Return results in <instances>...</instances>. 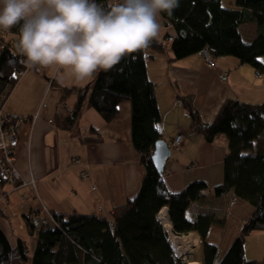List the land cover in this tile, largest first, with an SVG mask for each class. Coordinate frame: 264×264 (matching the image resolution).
<instances>
[{"label":"crops","instance_id":"1","mask_svg":"<svg viewBox=\"0 0 264 264\" xmlns=\"http://www.w3.org/2000/svg\"><path fill=\"white\" fill-rule=\"evenodd\" d=\"M221 2L234 5L233 0ZM158 21L161 27L155 40L162 42L164 48L157 51L149 47L145 62L147 76L155 84L160 112L155 128L171 149L162 179L171 192L180 191L193 181L206 183L201 198L191 201L185 214L189 220L201 213L213 215L206 239L218 249L232 216L234 222L224 239L225 248L247 218L231 212L238 202L232 189L219 196L214 194V187L223 180L227 138L218 134L213 141H206L195 131L185 102L189 99L206 123L214 119L227 100L259 104L264 101V68L242 63L232 55L217 56L210 66L201 51L176 59L170 47L175 30L162 15ZM242 24L238 29L243 38ZM0 34L4 47L12 45L10 50L20 53L16 47L19 33L0 29ZM250 35L247 42L255 36ZM260 61L264 65V55ZM30 69L18 75L3 110L11 116L25 117L17 131L13 163L22 177L35 180V188L6 184L1 190L6 192V198L0 199V229L11 246L17 239H24L28 256L32 255L36 235L24 219L26 212L35 211L44 217L47 213L42 207H46L51 213L76 212L109 218L113 207L135 196L146 171L131 141L130 101H121L117 116L110 121L93 108L83 106L76 122L70 128H62L56 119L76 100V93L72 92L60 101L63 88H79L93 78L76 79L69 69L58 65ZM222 73L226 79H221ZM176 135L182 136L178 145L173 143ZM162 208L167 214V207ZM247 210H251L250 205H246ZM170 227L172 230L171 223ZM164 230L168 234L165 227ZM190 232L196 234L201 253L199 234ZM260 237H264V231H253L245 237L244 255L250 264H264V239L259 240ZM167 238L169 241V234Z\"/></svg>","mask_w":264,"mask_h":264},{"label":"trees","instance_id":"2","mask_svg":"<svg viewBox=\"0 0 264 264\" xmlns=\"http://www.w3.org/2000/svg\"><path fill=\"white\" fill-rule=\"evenodd\" d=\"M161 15L176 33L170 46L174 58L207 46L213 48L215 57L232 55L242 63L264 68L260 61L264 55V0H234L231 6L221 0H179L171 16ZM249 21L256 23L257 33L246 42L238 26ZM10 30L19 33V26ZM149 47L163 51L164 45L154 39ZM27 68L30 67L21 53L8 47L0 50V96L15 85L17 71ZM154 86L147 76L145 51L141 50L126 55L108 71H99L82 87L63 88L60 101L72 92L76 100L70 109L59 113L56 123L62 128L76 122L83 106L110 121L118 114V104L130 101L131 141L146 169L140 188L133 198L113 207L109 218L52 213L58 222L54 227L26 218L36 235L31 257L24 239H17L11 246L0 229V264H185L173 253L158 218L163 206L167 207L175 234H199L201 264H250L244 255L245 237L253 231H264V101L252 104L227 100L209 123L201 121L189 99L185 102L195 131L206 141H213L218 134L227 138L223 180L214 187V194L219 196L232 189L235 196L252 206L238 235L220 258L217 245L206 239L213 215L201 213L189 220L185 214L189 203L201 198L206 183L193 181L171 192L162 179L163 171H155L152 165L154 143L161 138L155 128L160 112Z\"/></svg>","mask_w":264,"mask_h":264},{"label":"clouds","instance_id":"3","mask_svg":"<svg viewBox=\"0 0 264 264\" xmlns=\"http://www.w3.org/2000/svg\"><path fill=\"white\" fill-rule=\"evenodd\" d=\"M178 7L179 0H0V29L19 26L16 47L28 67L58 65L84 80L128 54H147L158 17Z\"/></svg>","mask_w":264,"mask_h":264},{"label":"built area","instance_id":"4","mask_svg":"<svg viewBox=\"0 0 264 264\" xmlns=\"http://www.w3.org/2000/svg\"><path fill=\"white\" fill-rule=\"evenodd\" d=\"M4 43L2 40V36L0 34V50L2 49ZM5 46V45H4ZM12 48V45L9 46V49ZM201 54L204 57L206 63L210 66L215 64L213 56V48L204 47L201 50ZM23 70H18L17 75H20ZM257 75H259V71L257 70ZM221 79H226V74H221ZM3 95L0 96V186L2 183L7 182L10 184H16V182L20 179V175L14 166V150L17 143V131L19 126L25 117H11L4 115L2 113V103H3ZM181 135H176L173 139V143L178 145L181 141ZM26 218H30L31 215L29 213H25ZM51 218H54L51 212H47V215L43 217V222L47 223L51 221Z\"/></svg>","mask_w":264,"mask_h":264},{"label":"rangeland","instance_id":"5","mask_svg":"<svg viewBox=\"0 0 264 264\" xmlns=\"http://www.w3.org/2000/svg\"><path fill=\"white\" fill-rule=\"evenodd\" d=\"M234 1V0H233ZM231 4H228V6H230ZM243 26H241V32H242V35H243V40L244 41H246L247 39H249L250 37H251V35L250 34H254V35H256V33H257V26H256V23H254V22H251V21H249V22H244L243 24H242ZM245 27L247 28V30L245 29ZM247 42V41H246ZM3 48H5L4 47V45H3V47H2V49ZM30 70H34V68H32V69H30ZM17 77H20V76H18L17 75ZM14 88V86L12 87V88H10L9 89V91H8V93H7V97H8V95H10V92H11V89H13ZM51 89H54V88H51ZM6 93L4 94V91L2 92V94H4V96H3V108H4V104H5V101H6V99L4 100V97H5V95H6ZM51 95V94H50ZM2 96V95H1ZM50 97V96H49ZM14 152H15V150H14ZM17 171H18V169H17ZM19 172V171H18ZM19 175H20V179H21V182H16V184H17V187H27V186H29V184L31 185V182H32V180H33V178L32 177H29V178H24V177H22V175L20 174V172H19ZM10 184V183H9ZM12 185H14L15 186V184H12ZM31 187V186H30ZM6 198V193L5 194H0V199H5ZM237 200L236 201H238V202H235L234 203V205H233V207L231 208V212L233 213V214H245V215H243V216H245V218L248 216V214L250 213V211L252 210V206H251V204H248L249 202H247L246 200H244V199H241V198H236ZM246 205H250V207H251V210L250 211H246ZM27 213V212H26ZM53 215V214H52ZM54 217V216H53ZM158 218H159V220H160V223H161V219H160V217L158 216ZM24 219L26 220V222H27V219H26V214H24ZM168 220H169V218H168ZM35 221H37L38 223H40V224H48V225H50V226H58V222L54 219V218H51V221H48L47 223H44L43 222V219L41 218V217H38L36 220H34L33 222H35ZM170 221V220H169ZM233 222H234V219L232 218V216H230L229 217V219H228V222H227V226H226V231H225V236L223 237V239H222V244H221V246H220V252H219V255H220V258L225 254V252H226V250H227V248L229 247V245L227 246V247H225L224 248V243L227 241V240H225L224 241V239H225V237H226V235L228 236L229 235V231H230V229H231V226H232V224H233ZM162 224V223H161ZM163 226V225H162ZM164 228V227H163ZM34 232H35V230H33ZM172 231V230H171ZM174 233V232H173ZM175 234V233H174ZM175 235H178V236H184V235H186V234H175ZM167 237H168V234H167ZM262 239H264V237H260L259 238V240H262ZM224 241V242H223ZM169 242V241H168ZM169 244H170V242H169ZM230 244V243H229ZM200 245V244H199ZM197 246H198V244H197ZM247 246H249V244L247 245ZM170 247H171V249H172V251H173V253L176 255V256H179V257H182L183 258V261H184V263L186 264V261H187V259H189L191 256H193L194 254H195V250H197V252H198V254H199V257H201V253H200V248L198 249H195L194 250V252H191V250L190 251H187L186 253H184V254H179V253H177L176 251H175V249L174 248H172V246H171V244H170ZM261 253H263V251H260ZM29 257H31V256H29ZM200 260H201V258H200ZM264 262V261H263ZM263 262H261V263H263ZM27 264H30L29 263V261H28V263Z\"/></svg>","mask_w":264,"mask_h":264},{"label":"bare ground","instance_id":"6","mask_svg":"<svg viewBox=\"0 0 264 264\" xmlns=\"http://www.w3.org/2000/svg\"><path fill=\"white\" fill-rule=\"evenodd\" d=\"M7 93H6L5 97H4V100L7 99ZM2 113L4 115L11 116V115H9V114L4 112L3 103H2ZM11 117H15V116H11ZM17 182H21V179H19ZM6 184H9V183L4 182V183L1 184V186H0V194L1 193L2 194L6 193V192H1L2 187L4 185H6ZM15 186L17 187V184H15ZM31 186L33 188H35V180L34 179L31 182ZM42 209H43V211H45V213L50 212V210H48L46 207H42ZM27 213H29L31 215L30 218H27V219L31 220V222H33L38 217H40L39 213L35 212V211H28ZM54 214H57V213H54ZM158 216L161 219L162 225L168 231L169 242H170L172 248H174L177 253L184 254V253H186L187 251H190V250H191V252H194V250L198 248V246L196 245L198 240H197V236H196V234L194 232L187 233L184 236H178V235H175L171 231L170 222L168 220V217H167V214H166V211H165L164 208H161L159 210ZM41 218H43V217H41ZM35 222H37V221H35ZM186 264H201V260H200V257H199V254H198L197 250H195V254L193 256H191L189 259H187Z\"/></svg>","mask_w":264,"mask_h":264},{"label":"water","instance_id":"7","mask_svg":"<svg viewBox=\"0 0 264 264\" xmlns=\"http://www.w3.org/2000/svg\"><path fill=\"white\" fill-rule=\"evenodd\" d=\"M171 149L166 140L159 138L154 143V149L151 155L152 165L157 172L165 169L166 161L170 156Z\"/></svg>","mask_w":264,"mask_h":264}]
</instances>
